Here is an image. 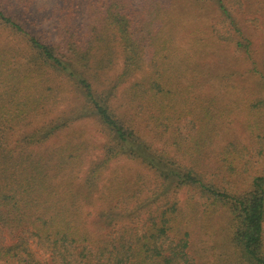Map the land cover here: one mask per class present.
Segmentation results:
<instances>
[{"label": "trees", "instance_id": "1", "mask_svg": "<svg viewBox=\"0 0 264 264\" xmlns=\"http://www.w3.org/2000/svg\"><path fill=\"white\" fill-rule=\"evenodd\" d=\"M149 1L0 0V264H209L221 210L237 264H264V169L216 151L234 108L264 159V63L222 0L208 33ZM243 76L253 99H217ZM87 118L95 147L69 133Z\"/></svg>", "mask_w": 264, "mask_h": 264}, {"label": "rangeland", "instance_id": "2", "mask_svg": "<svg viewBox=\"0 0 264 264\" xmlns=\"http://www.w3.org/2000/svg\"><path fill=\"white\" fill-rule=\"evenodd\" d=\"M153 1L154 3L159 2L162 4L176 3L175 5L178 9L175 7V10L180 14V16L184 15L181 19L182 22L180 24L179 31L194 30L197 28L195 26H191L194 19L197 17H203L202 19L200 18V20L205 25V32H209L210 21L215 15L210 7L212 0H179L174 3V0ZM222 2L230 11L233 19L237 21L238 29L243 34L242 37L239 38L240 42L245 44V40L251 41L252 54L254 53L255 57L258 56L264 63V1L222 0ZM149 4H152L151 0L149 1ZM179 8H181V10H179ZM217 27L219 28V26ZM184 48L188 51L192 50V47H189L188 45H185ZM241 50L243 51L244 48L242 47ZM223 52L224 50L221 49L219 54L221 59L225 60L226 57H223L225 55ZM239 62H241V60L238 61L237 59H232L231 63L234 66ZM121 63L122 61L120 60L118 62L119 65L116 66L115 74L121 71ZM235 69L238 70L236 67ZM255 93V82L251 80L249 76H243L242 78L234 77L231 83V88L226 91L223 90V92H218L216 97L217 99H220L223 96L222 99L224 102H230L233 107H236L237 104L243 103L246 99H253L252 96ZM257 94L258 92L256 95ZM73 97L74 94L68 96L70 99H73ZM245 117L246 113L244 111L237 112L236 109L233 108V113L229 118V126H223V130L220 132L217 143L219 149L216 151L220 152V150L230 142L237 143L242 147H248V149H250V154L253 153L251 158L254 162H256L255 168H252L250 175H255L254 173L260 172L264 169V159L259 156L258 150L256 152L257 148L255 146L254 137L246 131L244 126ZM262 120L264 121V116L262 117ZM69 133L73 138L86 140L89 144L93 145V147L103 143V137L99 134V128L93 119L87 118L75 122L73 124V128L69 130ZM65 135L67 136V133ZM98 154V151L92 152V155L89 156L88 159H95ZM117 169L121 172L135 170L134 167L127 165L126 163H120L117 166ZM108 173L109 172H105L104 175H107ZM239 183L241 185L246 183V178H242ZM184 196L185 195L181 193V197L184 198ZM228 221V214L225 210H221L214 220V223L209 226L211 229L210 235L204 236L198 242L199 254L202 259L207 261L209 264H237L238 254L229 241Z\"/></svg>", "mask_w": 264, "mask_h": 264}]
</instances>
